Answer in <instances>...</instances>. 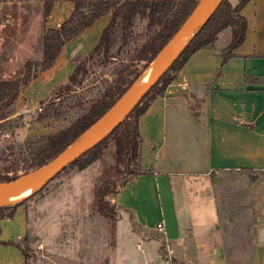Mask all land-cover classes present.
I'll list each match as a JSON object with an SVG mask.
<instances>
[{"label": "crops", "instance_id": "1", "mask_svg": "<svg viewBox=\"0 0 264 264\" xmlns=\"http://www.w3.org/2000/svg\"><path fill=\"white\" fill-rule=\"evenodd\" d=\"M73 11L70 0H55L48 15L45 0H0V80L20 77L27 62L41 61L46 31L60 28ZM242 14L247 19V35L232 55L224 60L222 51L227 45L216 42L199 49L139 117L144 173L125 179L113 200L131 216L127 233L135 240H126V249L141 250L144 264H165L163 251L168 249L190 257L204 249L199 246H214L211 239L221 227L214 223L195 240L189 239L178 209L166 219L163 211L157 217L143 206L146 197L151 199L148 188L154 192L152 201H158L157 185L161 181L173 194L172 206L177 207L175 186L181 180L210 182L214 191L215 179L241 183L259 180V172L264 171V0H250ZM111 18V14L99 17L67 42L55 65L39 70L21 89L8 118H24L40 110L55 90L69 81L81 58L95 49ZM46 121L28 122L21 128L23 137L31 136L34 129H41L40 134L52 133V127L43 128ZM162 219L166 233L157 228ZM255 222L242 226L251 231L250 235L245 232L243 244L253 249L250 264H264V238L258 236L259 224ZM0 227V264H25L18 244L28 229L26 204L17 208L14 217L3 219ZM123 262L131 264L128 259Z\"/></svg>", "mask_w": 264, "mask_h": 264}, {"label": "rangeland", "instance_id": "2", "mask_svg": "<svg viewBox=\"0 0 264 264\" xmlns=\"http://www.w3.org/2000/svg\"><path fill=\"white\" fill-rule=\"evenodd\" d=\"M148 35L147 21L138 20L128 44L120 49V45H117L113 58L104 64L89 61L87 72L84 76L80 75V81L72 85V89L57 88L42 107L57 108L61 114L48 119V124L43 128L49 126L55 132L69 125L80 115V104L86 98L90 100L99 94L115 78L117 69L129 61L132 51ZM231 38L232 32L226 29L218 35L216 43L228 45ZM138 66L142 68L141 64ZM174 73L172 71L170 76ZM36 117L37 112L33 111L24 118L16 116L0 121V158L3 148L13 146L15 151L11 153V150H6L10 159L0 163V171L8 177L0 181L14 180L34 171L25 172L20 166L15 171L6 172L4 166H11L12 160L19 157L26 139L42 135L38 133L41 129H34L32 135L26 138L21 133V128ZM112 144L105 147L90 166L82 170L77 166L67 167L34 195L24 199L28 211V229L21 244L26 254V264H124L125 259L131 264H144L141 250L134 247L126 249V240L133 243L135 240L127 233L131 216L113 200L114 193L107 194L106 200L110 204V211L117 212L116 219L102 215L95 208L97 188L105 182L119 188L124 182V177L118 179ZM259 173V180L241 183L224 177L215 179L217 185L214 191H211L210 182L181 180L180 185L175 186L177 207L172 206L173 194L167 188L164 189L161 181L157 185L158 201H152L154 192L148 188L147 194L151 199L146 197V205L143 206L153 210L157 217L159 211H163L166 219L171 218L174 208L178 209L181 225L188 230L189 239L194 237L195 240L196 235L207 231L209 225L218 223L221 226L211 239L214 246H199L204 249L192 253L190 257L163 251L165 264H250L253 249L245 246L243 239L245 232L250 235L251 231L242 226L250 227L257 221V234H262L264 238V171ZM259 182L260 186H257ZM174 183L177 184L176 179ZM242 196L244 198L240 201ZM241 208H245L244 211L240 212ZM230 221L235 225L230 227ZM191 245L193 251L195 246Z\"/></svg>", "mask_w": 264, "mask_h": 264}, {"label": "trees", "instance_id": "3", "mask_svg": "<svg viewBox=\"0 0 264 264\" xmlns=\"http://www.w3.org/2000/svg\"><path fill=\"white\" fill-rule=\"evenodd\" d=\"M54 1L45 0V15L50 13ZM70 1L74 3L72 15L60 28H49L44 35L43 59L41 61L27 62L25 64V72L20 77L0 80V121L9 117L10 108L17 99L21 89L29 84L37 72L53 67L66 43L81 34L99 17L106 14H111L112 16L109 25L101 35L98 45L78 64L69 81L61 86L67 90L72 89V85L80 81V75H85L89 61L95 60L104 64L115 56L114 49L117 45H120V49L128 44L138 20L145 19L147 21L149 35L140 46L132 51L129 61L117 69L115 78L99 94L90 100L86 98L80 104L81 113L78 117L71 121L69 125L55 132L26 139L24 150L19 152V157L12 160L11 166H4L6 172L15 171L20 166L24 168L25 172H29L46 165L57 157L81 133L125 95L199 2V0ZM249 1L238 0L233 2L232 0H224L169 71L129 116L107 138L78 158L70 166H77L80 170L85 169L100 157V153L105 147L113 143L114 155L118 166L116 170L118 179L124 177L125 180L144 173L140 163L142 136L138 126L139 117L147 110L150 102L157 95H162L165 92L167 84L173 80L175 75L174 73L170 76V73L178 71L193 53L209 44L215 43L218 35L226 29H230L232 38L229 45L222 51L223 59L226 60L232 55L234 49L244 42L247 35V19L242 14V9ZM139 64L142 65V68L138 66ZM60 114L57 108L42 107L37 111V117L34 121L43 122L56 118ZM6 150H11V153L15 152L13 146L3 148L0 163L10 159V155L6 154ZM6 177L8 176L0 171V180ZM117 191L118 188L115 185L111 186L105 182L97 188L95 193L96 210L112 219L117 218V212L110 211L111 207L106 200V195ZM24 202L25 200L0 205V223L3 219L14 217L17 208L23 205ZM18 246L23 251L26 264L24 248L22 244H18Z\"/></svg>", "mask_w": 264, "mask_h": 264}, {"label": "water", "instance_id": "4", "mask_svg": "<svg viewBox=\"0 0 264 264\" xmlns=\"http://www.w3.org/2000/svg\"><path fill=\"white\" fill-rule=\"evenodd\" d=\"M223 1L199 0L176 33L163 46L124 96L52 161L20 178L0 181V192L28 188L35 189L33 193L39 191L65 168L107 138L169 71ZM22 200L3 202L0 205L16 203Z\"/></svg>", "mask_w": 264, "mask_h": 264}, {"label": "bare ground", "instance_id": "5", "mask_svg": "<svg viewBox=\"0 0 264 264\" xmlns=\"http://www.w3.org/2000/svg\"><path fill=\"white\" fill-rule=\"evenodd\" d=\"M35 189L7 190L0 192V203L26 199L33 194Z\"/></svg>", "mask_w": 264, "mask_h": 264}, {"label": "built area", "instance_id": "6", "mask_svg": "<svg viewBox=\"0 0 264 264\" xmlns=\"http://www.w3.org/2000/svg\"><path fill=\"white\" fill-rule=\"evenodd\" d=\"M157 228H158L160 231H163L164 233H166V230H165V223H164V220H163V219L157 223ZM168 252H169V253H172V251H171L170 249H168Z\"/></svg>", "mask_w": 264, "mask_h": 264}]
</instances>
